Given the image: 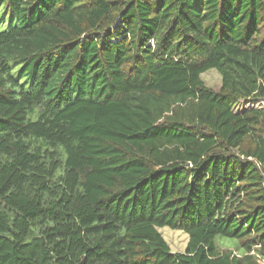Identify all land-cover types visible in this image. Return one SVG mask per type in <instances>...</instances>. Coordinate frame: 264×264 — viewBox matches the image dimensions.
<instances>
[{"label": "trees", "instance_id": "1", "mask_svg": "<svg viewBox=\"0 0 264 264\" xmlns=\"http://www.w3.org/2000/svg\"><path fill=\"white\" fill-rule=\"evenodd\" d=\"M0 264H264V0H0Z\"/></svg>", "mask_w": 264, "mask_h": 264}, {"label": "rangeland", "instance_id": "2", "mask_svg": "<svg viewBox=\"0 0 264 264\" xmlns=\"http://www.w3.org/2000/svg\"><path fill=\"white\" fill-rule=\"evenodd\" d=\"M205 85L212 89L213 91H217L220 86V78L215 73V71H210L202 76ZM254 104L249 102L244 104L240 107V111L244 110L245 108H251ZM260 107H263V104H259ZM258 107V104L256 105ZM256 108V107H255ZM159 232L162 234L163 238L169 245L170 249L174 253H181L185 250L188 242V237L185 233L179 231H172L168 228L160 229ZM226 247H232L231 243L222 242Z\"/></svg>", "mask_w": 264, "mask_h": 264}]
</instances>
